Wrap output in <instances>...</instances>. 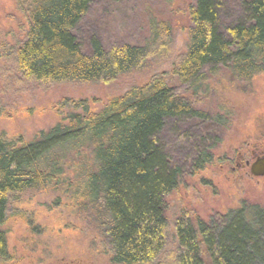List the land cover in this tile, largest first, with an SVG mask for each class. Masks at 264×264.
<instances>
[{
    "label": "trees",
    "instance_id": "16d2710c",
    "mask_svg": "<svg viewBox=\"0 0 264 264\" xmlns=\"http://www.w3.org/2000/svg\"><path fill=\"white\" fill-rule=\"evenodd\" d=\"M220 3L194 0L188 9V40L172 75L189 84L193 94L205 72L222 68L247 83L264 74V0H246L243 21L224 32L218 27ZM21 4L27 6L28 31L6 57L24 81L108 83L170 58L171 30L163 22L150 25L143 45L105 52L94 39L86 54L73 29L91 0ZM191 97L173 92L159 75L110 99L100 111L75 103L82 113H69L65 123L32 140L0 136V226L7 222L9 206L26 194H65L78 212L92 216L115 264H264V206H243L218 221H178L175 249L163 254L166 197L178 186L182 169L158 139L167 120H206ZM209 161L202 147L191 161L192 171ZM0 258H7L2 233Z\"/></svg>",
    "mask_w": 264,
    "mask_h": 264
},
{
    "label": "rangeland",
    "instance_id": "374dc122",
    "mask_svg": "<svg viewBox=\"0 0 264 264\" xmlns=\"http://www.w3.org/2000/svg\"><path fill=\"white\" fill-rule=\"evenodd\" d=\"M245 1L221 0L219 31L243 21ZM21 3L0 0V136L32 140L41 131L65 123L69 113H82L75 103L83 102L97 112L110 99L162 75L173 92L192 96L195 108L206 116L199 124L167 120L159 134L158 141L182 169L178 186L166 197L168 236L163 254L175 249L178 221L191 225L197 220L218 221L243 206H264V177H252L249 167H244L246 161L254 162L252 153L264 148V74L247 83L234 80L222 68L212 75L205 72L195 94L188 92L189 84L172 75V64L186 48L188 9L194 0H91L73 29L83 53H91L94 39L105 52L118 51L124 44L143 45L149 40L150 25L163 22L171 30L170 58L146 63L141 71L108 83L60 84L24 81L8 64L7 51L28 31L27 6ZM202 147L210 161L195 173L191 161ZM7 217L0 226L7 264H55L65 259L113 264L97 223L78 212L65 194H26L9 206Z\"/></svg>",
    "mask_w": 264,
    "mask_h": 264
},
{
    "label": "flooded vegetation",
    "instance_id": "af4514ba",
    "mask_svg": "<svg viewBox=\"0 0 264 264\" xmlns=\"http://www.w3.org/2000/svg\"><path fill=\"white\" fill-rule=\"evenodd\" d=\"M252 156L254 157V161L257 160V159H260V158H263L264 157V148L262 149V151L260 152H254L252 153ZM252 162L250 163V161H246L245 164H244V167H249L250 169V166H251ZM260 178H263V177H260ZM0 264H7L4 262V260L2 258H0ZM45 264H48V263H45ZM55 264H87L86 262H79V261H75V260H62L61 262L59 263H55ZM115 264V263H113Z\"/></svg>",
    "mask_w": 264,
    "mask_h": 264
},
{
    "label": "water",
    "instance_id": "95a60500",
    "mask_svg": "<svg viewBox=\"0 0 264 264\" xmlns=\"http://www.w3.org/2000/svg\"><path fill=\"white\" fill-rule=\"evenodd\" d=\"M249 174L254 178L264 177V157L255 160L251 164Z\"/></svg>",
    "mask_w": 264,
    "mask_h": 264
}]
</instances>
